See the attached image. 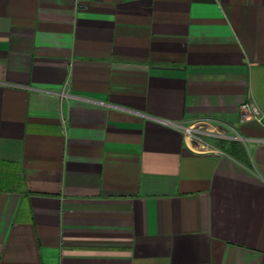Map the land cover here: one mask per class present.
<instances>
[{"label": "crops", "instance_id": "1", "mask_svg": "<svg viewBox=\"0 0 264 264\" xmlns=\"http://www.w3.org/2000/svg\"><path fill=\"white\" fill-rule=\"evenodd\" d=\"M244 104L264 0H0V264H264Z\"/></svg>", "mask_w": 264, "mask_h": 264}, {"label": "built area", "instance_id": "2", "mask_svg": "<svg viewBox=\"0 0 264 264\" xmlns=\"http://www.w3.org/2000/svg\"><path fill=\"white\" fill-rule=\"evenodd\" d=\"M264 115L262 114V112H260V110L256 107L253 108H249V106L247 104H244L242 106V117L244 119H260L261 117H263ZM216 133L219 134H226V131L222 128V129H218L216 131Z\"/></svg>", "mask_w": 264, "mask_h": 264}]
</instances>
